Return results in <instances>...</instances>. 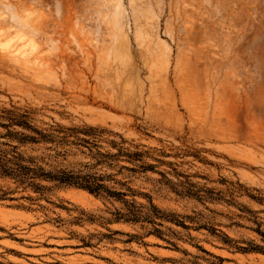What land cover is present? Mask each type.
Returning a JSON list of instances; mask_svg holds the SVG:
<instances>
[{"label":"rangeland","instance_id":"374dc122","mask_svg":"<svg viewBox=\"0 0 264 264\" xmlns=\"http://www.w3.org/2000/svg\"><path fill=\"white\" fill-rule=\"evenodd\" d=\"M8 2L0 44L22 37L44 60L0 51V143L164 218L117 221L116 198L0 178V264H264L234 248L264 245V0ZM20 115L45 137L4 126Z\"/></svg>","mask_w":264,"mask_h":264},{"label":"trees","instance_id":"16d2710c","mask_svg":"<svg viewBox=\"0 0 264 264\" xmlns=\"http://www.w3.org/2000/svg\"><path fill=\"white\" fill-rule=\"evenodd\" d=\"M10 125H4L6 128L11 126H19L28 131L38 134L40 137L44 138L45 136L38 130H36L26 115H20L17 119L11 118ZM7 136L13 137L19 140L20 144L26 143H38L39 138L27 136L24 133L20 132H11L9 131ZM10 146V150H5L1 146ZM0 178H10L21 186L26 188H32L37 192H42L46 189L42 185V181L56 182L61 186L75 187L81 190L88 192L91 195L96 197H107V198H116L121 201L128 209V213L121 214L117 213V221L123 220L125 222L140 223V222H150L154 225L161 226L155 222L156 219H163V213L152 203L150 204V212L145 213L142 211V208L137 207L134 202H129L125 199L127 193L116 192L110 190L105 184L104 181L106 177L97 176L96 174H82L81 172L74 173L72 171H57L50 172L45 171L42 167L38 166L33 160L27 159L23 156L21 152L18 151V146L8 145L0 143ZM132 192L131 189H128ZM185 227V225H183ZM260 227V226H259ZM187 228V227H185ZM212 232H216L214 229ZM256 232L262 237L264 243V232L261 231V228H258ZM156 234H161L160 230L155 231ZM225 242H231L228 237H224ZM238 252L242 253H260L264 255V245H257L253 243H248L247 247L235 246L234 247ZM224 262V259H220Z\"/></svg>","mask_w":264,"mask_h":264},{"label":"bare ground","instance_id":"6f19581e","mask_svg":"<svg viewBox=\"0 0 264 264\" xmlns=\"http://www.w3.org/2000/svg\"><path fill=\"white\" fill-rule=\"evenodd\" d=\"M12 16L15 17L14 14H13ZM12 16H11V17H12ZM1 17H2V16H1ZM1 17H0V18H1ZM17 18H18V16H17ZM21 18H22V16H21ZM21 18H20V16H19L20 22H21V20H24V18H23V19H21ZM8 19H9V18H8ZM8 19H5V20H6V21H5V20H3V18H1V20H3V23H4V21L7 22ZM19 19H18V20H19ZM1 20H0V21H1ZM12 20H14V18H13ZM16 20H17V19H16ZM25 20H26V19H25ZM1 22H2V21H1ZM3 23H1L0 25H2ZM14 23H16V22H13V24H14ZM24 23H28L27 20H26L25 22L22 21L21 23H17L16 25H18L17 27H19L20 24H23V25H22V28H23ZM5 24H6V25H5ZM13 24H12V25H13ZM4 25L7 26V25H8V22H7V23H4L2 26L4 27ZM10 25H11V24H10ZM16 25H15V26H16ZM25 26H26V25H25ZM25 26H24V27H25ZM20 27H21V26H20ZM26 27H27V26H26ZM26 27H25V28H26ZM1 28H2V27H1ZM4 28H5V27H4ZM12 29H13V28H12ZM9 30H10V29H9ZM23 31H24V33H25V29H23ZM23 31H21V33H20V31H19V33L22 34ZM3 32H5V31H3ZM8 32H9V31H8ZM15 32H17V29H16ZM6 33H7V32H6ZM0 34H1V36H2V32H1ZM9 34H10V33H9ZM14 34H16V33H14ZM17 34H18V33H17ZM23 35H24V34H23ZM5 36H6V35H5ZM11 36H12V34H11ZM16 36H17V35H16ZM21 36H22V35H21ZM3 37H4V33H3ZM7 37H8V36H7ZM24 37H25V36H24ZM0 38H1V37H0ZM9 38H11V37L9 36ZM15 38H16V37H15ZM20 38H22V37H20ZM3 39H4V38H3ZM3 39H1V40H3ZM11 39H12V38H11ZM7 40H8V39H7ZM23 40H24V39H23ZM14 41H15V40H14ZM25 41H26V40H25ZM5 43H6V44H10V46H13V48H14L15 46H19L18 48H20V47L22 46V49L26 47V48H25L26 50H27V46H28V48H30V47H29V45H30L29 43H28V45H26V46H25V45H21V46H20V44H21L22 42H21L19 45H17V44H15V42H14V43L10 42V39H9L8 42H5ZM17 43H18V42H17ZM11 44H12V45H11ZM14 44H15V45H14ZM26 44H27V42H26ZM0 45H3V46H4V44H0ZM31 46H34V44L32 45V43H31ZM34 47H35V46H34ZM15 48H16V47H15ZM18 48H17V49H8V48H5V47H4V48H3L2 50H0V51L3 52V54H4V53H7L6 55L10 56L13 60H15L16 62H18V63L21 64L22 66H30V65L32 64V61L34 62V65H35V64L37 65V63L40 62V61H39V58H40V60L43 58V57H40V56L37 55L39 58H38V57H34V59H31V58H29L30 56L26 55V54L23 52L24 50H22L23 53H22V52H19V51H18ZM35 48H36V47H35ZM30 49H31V48H30ZM33 49H34V48H33ZM19 50H21V48H20ZM26 50H25V51H26ZM28 50H29V49H28ZM30 51H31V50H30ZM30 51H29V52H30ZM1 52H0V53H1ZM31 52H32V51H31ZM34 53H35V52H34ZM31 54H32V53H31ZM36 54H37V51H36ZM36 54H33V55L36 56ZM4 55H5V54H4ZM42 60H44V59H42ZM46 60H47V59H46ZM41 63L43 64V62H40V64H41ZM45 64H47V63H45ZM36 65H35V66H36ZM47 65H48V64H47ZM47 65H46V66H47ZM46 66L43 65L42 67H46ZM39 67H41V66H38V68H39ZM47 68L49 69V67H47ZM47 68H46V72H47V70H48ZM41 69H42V68H41ZM44 69H45V68H44ZM44 69H43V72H45ZM167 69H168V68H167ZM50 70H51V69H50ZM164 70H165V69H164ZM46 72H45V73H46ZM51 72H52V71H51ZM48 74H49V73H48ZM81 192H83V193L89 195L87 192H84V191H81Z\"/></svg>","mask_w":264,"mask_h":264},{"label":"clouds","instance_id":"9594fccd","mask_svg":"<svg viewBox=\"0 0 264 264\" xmlns=\"http://www.w3.org/2000/svg\"><path fill=\"white\" fill-rule=\"evenodd\" d=\"M0 3L3 4V11L0 12V16H2L5 19L9 18V13L11 12L12 8H13V4L9 3L8 0H0ZM10 31H15L14 29H11ZM5 35H7V33H5ZM21 38L19 36L16 37V40L14 42H18ZM27 42V41H25ZM3 49V46L0 45V50ZM7 54V53H5Z\"/></svg>","mask_w":264,"mask_h":264}]
</instances>
